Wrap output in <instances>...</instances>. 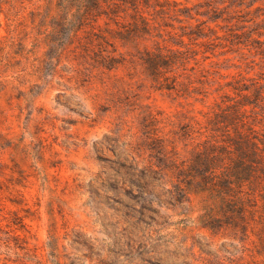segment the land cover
I'll use <instances>...</instances> for the list:
<instances>
[{"label":"rangeland","instance_id":"374dc122","mask_svg":"<svg viewBox=\"0 0 264 264\" xmlns=\"http://www.w3.org/2000/svg\"><path fill=\"white\" fill-rule=\"evenodd\" d=\"M177 1L142 6L152 26L140 49L163 38L168 48L193 45L187 33L206 18L197 13L204 0ZM65 11L57 0L0 3V264H264L260 206L243 228L222 216L209 229L204 194L178 201L168 180L143 168L152 138L172 136L215 94L201 103L162 89L140 51L114 37L118 63L108 68L87 37L97 28H78Z\"/></svg>","mask_w":264,"mask_h":264},{"label":"trees","instance_id":"16d2710c","mask_svg":"<svg viewBox=\"0 0 264 264\" xmlns=\"http://www.w3.org/2000/svg\"><path fill=\"white\" fill-rule=\"evenodd\" d=\"M148 1L57 0L67 11L66 17L76 19L78 28H97L89 30L87 37L99 47V59L108 68L118 63L113 56L115 41L110 40L114 37L123 48L140 51L142 64L162 89L201 103L215 94L207 110L190 109L191 114L184 116L186 120L180 121L172 136L152 138L148 147L154 160H148L143 168L168 180L178 201L192 193L204 194L206 204L200 217L206 219L202 226L213 229L223 223L219 220L223 216L226 225L243 228L246 216L259 206L264 210V0H204V12L197 13L206 18H196L187 33L193 45L185 50L180 48L186 45L182 39L174 42L176 48H168L164 38L163 42L154 39L153 49L146 44L138 47L151 32L150 19L142 10ZM119 22L129 27L113 31L111 24ZM219 47L222 50L216 52ZM212 56H223V64L215 60L207 64ZM235 57L245 62L246 68L233 62ZM250 58L258 65L254 73ZM222 68L237 70L223 73ZM132 148L135 157L141 155L137 146Z\"/></svg>","mask_w":264,"mask_h":264}]
</instances>
